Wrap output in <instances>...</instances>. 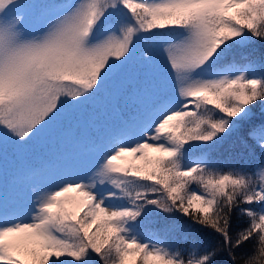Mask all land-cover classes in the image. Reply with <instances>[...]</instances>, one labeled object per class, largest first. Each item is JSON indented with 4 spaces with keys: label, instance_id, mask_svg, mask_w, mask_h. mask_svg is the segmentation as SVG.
<instances>
[{
    "label": "snow or ice",
    "instance_id": "6c2138e0",
    "mask_svg": "<svg viewBox=\"0 0 264 264\" xmlns=\"http://www.w3.org/2000/svg\"><path fill=\"white\" fill-rule=\"evenodd\" d=\"M0 264H264V0H0Z\"/></svg>",
    "mask_w": 264,
    "mask_h": 264
},
{
    "label": "trees",
    "instance_id": "16d2710c",
    "mask_svg": "<svg viewBox=\"0 0 264 264\" xmlns=\"http://www.w3.org/2000/svg\"><path fill=\"white\" fill-rule=\"evenodd\" d=\"M240 50L237 52V56H239ZM114 118H107L105 114L99 113L97 109L91 107L87 110L86 115H82L83 119L87 123L88 127L92 131L99 130L103 131V126L108 122H115L118 120V117L115 115V112L111 115ZM239 133H236L229 141H226L224 147L215 150L212 153V158L216 162L220 164H235L246 165L248 160L246 158H241L240 156H236L228 151V145H230ZM40 149L49 154H54L57 152H71L74 149V144L67 139L66 134L60 128H53L45 136L41 139ZM191 187L195 188L196 185H192ZM237 219L233 222V236L235 237L236 232L240 229L236 227L238 223H244V219L240 217L239 213H236ZM155 219V217H150L149 220ZM151 225H149V228ZM206 244H218L219 238L211 233H206L202 236ZM254 242H246L241 249L237 253L238 260H241L246 254L252 251Z\"/></svg>",
    "mask_w": 264,
    "mask_h": 264
},
{
    "label": "rangeland",
    "instance_id": "374dc122",
    "mask_svg": "<svg viewBox=\"0 0 264 264\" xmlns=\"http://www.w3.org/2000/svg\"><path fill=\"white\" fill-rule=\"evenodd\" d=\"M99 101H100V108H102V101L103 100H97L96 102H95V106L97 107L98 105H99ZM107 110V109H106ZM105 114L108 116V117H111L112 118V116H110V114L108 113V111H105Z\"/></svg>",
    "mask_w": 264,
    "mask_h": 264
}]
</instances>
